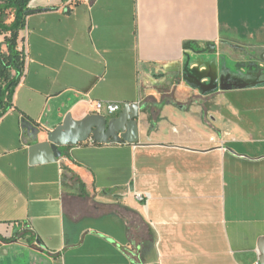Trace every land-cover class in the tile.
Here are the masks:
<instances>
[{
  "label": "crops",
  "instance_id": "crops-1",
  "mask_svg": "<svg viewBox=\"0 0 264 264\" xmlns=\"http://www.w3.org/2000/svg\"><path fill=\"white\" fill-rule=\"evenodd\" d=\"M31 8L0 118V264H264V0ZM99 101L143 106L136 144L31 154L46 135L26 126Z\"/></svg>",
  "mask_w": 264,
  "mask_h": 264
},
{
  "label": "water",
  "instance_id": "water-1",
  "mask_svg": "<svg viewBox=\"0 0 264 264\" xmlns=\"http://www.w3.org/2000/svg\"><path fill=\"white\" fill-rule=\"evenodd\" d=\"M2 87L0 85V97ZM143 106L140 103H127L122 112L116 117L94 113L76 121L69 111H64L59 123L53 129L41 131L30 124L26 132L38 140L41 133L46 135L44 143L32 146L30 152L34 156L38 151L47 152V160L56 162L61 159L68 149L79 144L93 141L99 145L136 144L138 142V117ZM264 254V252H262Z\"/></svg>",
  "mask_w": 264,
  "mask_h": 264
},
{
  "label": "trees",
  "instance_id": "trees-1",
  "mask_svg": "<svg viewBox=\"0 0 264 264\" xmlns=\"http://www.w3.org/2000/svg\"><path fill=\"white\" fill-rule=\"evenodd\" d=\"M32 1L0 0V33L5 35L7 47L5 52L0 49V118L12 109L13 95L24 74L25 61L18 44L22 39L21 32L26 29L27 18L33 13Z\"/></svg>",
  "mask_w": 264,
  "mask_h": 264
},
{
  "label": "built area",
  "instance_id": "built-area-1",
  "mask_svg": "<svg viewBox=\"0 0 264 264\" xmlns=\"http://www.w3.org/2000/svg\"><path fill=\"white\" fill-rule=\"evenodd\" d=\"M20 45H19V51L22 52V55L24 57V61H25V69H24V74L26 72V66L28 63V55H27V47H26V40L23 37L20 41H19ZM23 74V76H24ZM22 76V77H23ZM96 106V111L97 113L103 114L105 113V115H115L117 113H119L122 109V104L118 103V102H96L95 103ZM136 197L139 200H143L144 196L142 195H136ZM260 264V263H257Z\"/></svg>",
  "mask_w": 264,
  "mask_h": 264
},
{
  "label": "rangeland",
  "instance_id": "rangeland-1",
  "mask_svg": "<svg viewBox=\"0 0 264 264\" xmlns=\"http://www.w3.org/2000/svg\"><path fill=\"white\" fill-rule=\"evenodd\" d=\"M13 73H14V72H13ZM24 233H25V231L22 232V234H24ZM28 240L30 241V238H29Z\"/></svg>",
  "mask_w": 264,
  "mask_h": 264
}]
</instances>
